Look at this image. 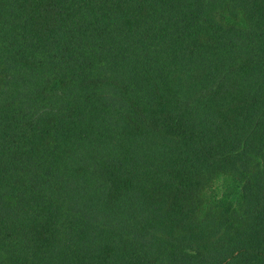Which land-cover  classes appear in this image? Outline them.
Returning a JSON list of instances; mask_svg holds the SVG:
<instances>
[{"label": "trees", "instance_id": "16d2710c", "mask_svg": "<svg viewBox=\"0 0 264 264\" xmlns=\"http://www.w3.org/2000/svg\"><path fill=\"white\" fill-rule=\"evenodd\" d=\"M0 264H264V0H0Z\"/></svg>", "mask_w": 264, "mask_h": 264}]
</instances>
